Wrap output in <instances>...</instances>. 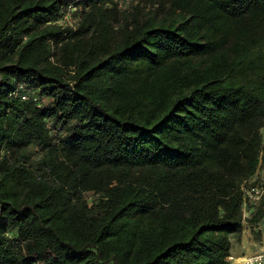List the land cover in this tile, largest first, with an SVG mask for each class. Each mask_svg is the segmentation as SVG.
Here are the masks:
<instances>
[{
  "label": "trees",
  "instance_id": "trees-1",
  "mask_svg": "<svg viewBox=\"0 0 264 264\" xmlns=\"http://www.w3.org/2000/svg\"><path fill=\"white\" fill-rule=\"evenodd\" d=\"M72 1L0 0V264H227L264 216V0Z\"/></svg>",
  "mask_w": 264,
  "mask_h": 264
},
{
  "label": "built area",
  "instance_id": "built-area-1",
  "mask_svg": "<svg viewBox=\"0 0 264 264\" xmlns=\"http://www.w3.org/2000/svg\"><path fill=\"white\" fill-rule=\"evenodd\" d=\"M118 8L123 5L122 0H115ZM86 10L85 5L81 0H73L68 3L60 12V16L54 22V24L63 28L75 29L77 22L80 19L82 12ZM23 85H18L17 90L14 93L15 96H20L22 101H27L30 96H33L34 101L39 99L34 96L33 93L21 92ZM44 100H40L39 104ZM243 189V207L264 205V175H260L258 172L253 180L248 181ZM245 217V216H244ZM232 261V257L227 258V264ZM240 264H264V249L247 257L241 258Z\"/></svg>",
  "mask_w": 264,
  "mask_h": 264
},
{
  "label": "crops",
  "instance_id": "crops-1",
  "mask_svg": "<svg viewBox=\"0 0 264 264\" xmlns=\"http://www.w3.org/2000/svg\"><path fill=\"white\" fill-rule=\"evenodd\" d=\"M258 208L260 211H264V207L258 206L243 208L245 218L249 219ZM262 249H264V216L253 225L247 221L243 223L241 236L238 240H232L230 251L232 261L229 264H240L241 258L251 256Z\"/></svg>",
  "mask_w": 264,
  "mask_h": 264
},
{
  "label": "rangeland",
  "instance_id": "rangeland-1",
  "mask_svg": "<svg viewBox=\"0 0 264 264\" xmlns=\"http://www.w3.org/2000/svg\"><path fill=\"white\" fill-rule=\"evenodd\" d=\"M122 1H123V5H125V4L127 5L129 0H122ZM153 1H155V0H134V3H135V4L138 3V4L141 5V7H146V9H149L150 6H151V3H152ZM262 135H263V137H264V132H263V131H262ZM258 173H259L260 175H264V166H261V167L259 168ZM91 197H92V192H87L86 194H84V198H85L88 202H90Z\"/></svg>",
  "mask_w": 264,
  "mask_h": 264
}]
</instances>
